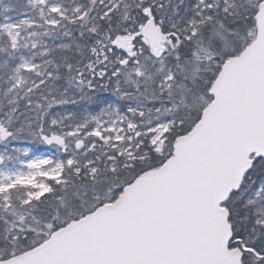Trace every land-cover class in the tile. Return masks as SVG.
Listing matches in <instances>:
<instances>
[{"label":"snow or ice","instance_id":"6c2138e0","mask_svg":"<svg viewBox=\"0 0 264 264\" xmlns=\"http://www.w3.org/2000/svg\"><path fill=\"white\" fill-rule=\"evenodd\" d=\"M0 264H264V0H0Z\"/></svg>","mask_w":264,"mask_h":264}]
</instances>
